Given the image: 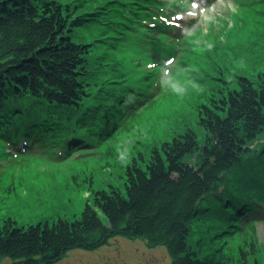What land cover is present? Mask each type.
<instances>
[{
  "label": "trees",
  "instance_id": "16d2710c",
  "mask_svg": "<svg viewBox=\"0 0 264 264\" xmlns=\"http://www.w3.org/2000/svg\"><path fill=\"white\" fill-rule=\"evenodd\" d=\"M186 1L0 0V196L13 188L4 174L35 154L81 167L75 157L96 153L89 172L71 173L87 192L78 205L55 193L57 211L36 222L0 217V261L56 264L122 236L166 247L171 264H261L264 0L245 1L247 39L202 43L200 65L156 116L152 139L140 131L141 112L163 95L158 68L168 56L154 59L149 48L179 41L186 27L174 21ZM259 47L262 67L247 59ZM168 124L176 127L165 133ZM121 156L118 181H94Z\"/></svg>",
  "mask_w": 264,
  "mask_h": 264
},
{
  "label": "rangeland",
  "instance_id": "374dc122",
  "mask_svg": "<svg viewBox=\"0 0 264 264\" xmlns=\"http://www.w3.org/2000/svg\"><path fill=\"white\" fill-rule=\"evenodd\" d=\"M245 1L248 2V0H187L186 9L179 13L174 21L177 25L176 30L179 27H186L184 33L179 31L180 34H177L176 32L179 41L158 38L154 45L159 46V50H154L153 47L156 46L149 48L154 53V59L162 55L164 57L168 54V56L164 58V66L158 68V73L162 76L165 75L161 81L163 95L158 98L155 108L144 110L140 115V131H150L143 133L147 134L148 138L152 139L154 129L151 130V126L154 127L156 116L158 118L162 114H167L168 109L180 99L179 90L184 85L181 79L186 81L184 79L185 72L193 73L194 69L200 65L201 61L196 58L197 54L204 49L202 43L217 37V40L223 44H234L240 43L250 36L249 32L252 27L244 24L246 20H249L245 13ZM259 49L260 47L251 51L252 54H247V59L250 62L255 60L254 64H258L259 60L256 55ZM130 50L137 53L148 52L147 46L144 49L143 46L137 48L131 45ZM210 54L216 57L214 51L211 50ZM239 61L231 60L227 65L237 67L242 59ZM249 61L242 64L246 66L250 63ZM221 62L224 63V61ZM258 66L262 67L260 63ZM174 127L176 126L168 124L161 130H165L167 133ZM121 143L123 140L119 142V144ZM119 148L120 146L117 145L116 150ZM80 150L79 148L71 150L69 159L72 158L71 154ZM95 155L96 153L92 152L75 157L73 160L82 161L81 167H75L72 163H53L46 154H35L26 160L25 166L17 165L15 169H12L11 175L4 174V184L7 186L12 182L13 188L0 196V217L11 216L21 224L36 222L39 217L48 216L57 211L56 207L52 208L54 206L52 202L56 200L60 202L59 198L56 199L53 196L55 193L61 194L62 197H68L69 200L72 199L73 203L78 205L87 192L83 188L80 189L81 186L76 185L77 183L74 184L79 178L75 177L73 182L71 175L80 171L82 167L89 172ZM125 158L126 156L120 161L116 160L118 162L115 163L117 166L114 168L113 165L104 166L100 171L101 174L96 176L94 181L98 184L118 181V174H120ZM246 171L247 168L242 171L235 170L230 177V184L243 180ZM6 173H8L7 170ZM226 183L227 181H224L219 188L222 189ZM43 201L46 205L43 204ZM70 207H73V204ZM73 209L75 208L73 207ZM261 210L259 216L264 217V207ZM104 219L108 221L107 217ZM256 243L259 246L257 253L259 261L264 264V218H259L256 222ZM9 261L8 257L2 259L0 263L6 264ZM56 264H171V258L167 248L162 245L149 247L142 238L131 239L120 236L95 251L74 249Z\"/></svg>",
  "mask_w": 264,
  "mask_h": 264
}]
</instances>
